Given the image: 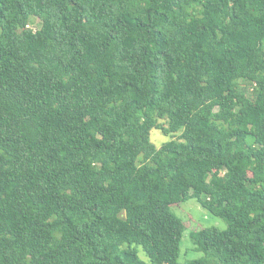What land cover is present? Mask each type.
Returning a JSON list of instances; mask_svg holds the SVG:
<instances>
[{
	"label": "trees",
	"instance_id": "trees-1",
	"mask_svg": "<svg viewBox=\"0 0 264 264\" xmlns=\"http://www.w3.org/2000/svg\"><path fill=\"white\" fill-rule=\"evenodd\" d=\"M165 263L264 264V0H0V264Z\"/></svg>",
	"mask_w": 264,
	"mask_h": 264
},
{
	"label": "rangeland",
	"instance_id": "rangeland-1",
	"mask_svg": "<svg viewBox=\"0 0 264 264\" xmlns=\"http://www.w3.org/2000/svg\"><path fill=\"white\" fill-rule=\"evenodd\" d=\"M40 25V19L35 17L30 26L33 29H37L40 27ZM151 136L152 141L158 147L161 146L166 140L171 139V136L166 135L160 128L153 129ZM171 208L178 216L183 219L187 226V229L183 235L181 243V254L179 257V260L182 262L199 258L203 255L202 251L195 249V245L190 236L191 231H197L208 227H218L222 230H226L228 228V224L226 221L212 214L209 210L203 207L195 197L190 198L186 201L173 203L171 205ZM140 255L142 258L148 259L146 253L143 250L140 251Z\"/></svg>",
	"mask_w": 264,
	"mask_h": 264
}]
</instances>
